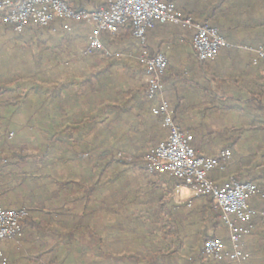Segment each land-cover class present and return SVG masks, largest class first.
Segmentation results:
<instances>
[{
    "label": "trees",
    "instance_id": "obj_1",
    "mask_svg": "<svg viewBox=\"0 0 264 264\" xmlns=\"http://www.w3.org/2000/svg\"><path fill=\"white\" fill-rule=\"evenodd\" d=\"M62 1L74 10L88 12L108 5V0ZM162 1L174 4L183 18L202 22L199 24L216 29L219 36L226 39L230 28L226 23L219 24L218 18L227 16V11L219 12L212 6L206 16L200 17L195 14L209 4H196L192 0ZM75 28L73 24L72 32L58 35L69 37ZM80 28L85 30L84 26ZM154 32L166 37L155 47L150 45V36ZM124 33L132 37L129 29L122 30L116 37H122ZM51 34L50 29L32 27L18 35L0 22V147L10 141V134L18 135L17 124L22 120L34 122L37 127L42 125L45 138L40 147L32 145L22 151L17 148V143H13V147L6 148L9 154L6 162H0V195L10 190L16 198L15 201L1 200L0 207L26 208L25 232L20 240L25 242L28 236L32 237L29 248L10 242L14 243V252L9 257L5 255L7 264L16 261L20 264H235L203 254L204 244L218 238L215 232L222 224L213 209L212 198H196L199 199L198 206L195 202L189 206L187 202L175 204L171 196L176 187H183L184 183L167 174L147 173L144 158L166 138V131H158L150 138L133 132L135 134L126 138L107 136L101 139L99 111L68 115V101H76L77 97L67 83L52 89V79L48 80L51 87L46 85L47 81L44 84H35L33 80L19 82V79L26 80L27 74L37 76L50 69V49L43 46L34 52L32 48L50 41ZM193 35V30L168 23H156L147 31L145 48L150 55L162 53L167 57L164 92L170 83L171 72L176 78L180 77V72L168 58L171 59V54L178 48L191 50ZM116 37L109 36V43L106 36L101 35L100 39L109 49L119 48ZM11 38H16L17 42ZM79 38L86 39L85 36ZM178 39L182 40L181 45H178ZM133 45L140 54L142 48L138 41L135 40ZM17 47H24L25 60L21 65L13 58ZM100 55L95 53L86 58ZM91 75L95 79L100 77ZM121 81L125 85L121 83L120 86ZM105 83L102 90L109 88L108 95L112 99H142L154 125H161L160 119L151 113L145 86H140L128 74L120 80L109 74ZM95 87L100 89L97 84ZM117 89L119 91L115 93ZM89 94L86 93L87 99H90ZM165 100L170 104L169 99ZM139 144L146 147V151L140 150ZM126 147L128 150L124 149ZM70 164L74 167L66 168ZM254 200L264 204V199L256 197ZM256 218L264 224L263 217H255L253 228L257 224Z\"/></svg>",
    "mask_w": 264,
    "mask_h": 264
},
{
    "label": "crops",
    "instance_id": "obj_2",
    "mask_svg": "<svg viewBox=\"0 0 264 264\" xmlns=\"http://www.w3.org/2000/svg\"><path fill=\"white\" fill-rule=\"evenodd\" d=\"M110 1L113 0H108V3ZM192 1L196 4H209L207 8H200L196 16H206L212 6L219 12H228L227 16L218 18V23H226L230 28L225 39L230 46L221 49L215 60L202 64L196 63L191 50L176 49L171 54V59H168L174 69L180 72V77L176 78L173 72L170 73L171 80L167 84L166 92L163 91L164 98L171 101L169 108L182 130L192 136L191 146L197 154L213 157L222 150L230 151V160L220 164L219 168L209 174L216 185L222 186L234 177L246 181L245 183L257 184L264 190V61L258 59L254 51L264 48V0ZM75 25L76 31L67 37L69 43L79 42L81 36L86 39L80 40L82 44L75 53L69 50L67 54L62 55V58L71 57L70 59L59 61V55L56 56L59 54L57 48L65 38L52 31L50 41L41 47L39 44L37 50L43 46L50 49L51 58L48 65L52 72V89L67 83L70 90H75L77 100L68 101V115L80 112L95 114L99 111L101 139L107 136L126 138L135 134L133 132L150 138L158 131L167 132L161 125H154V119L142 99H112L108 95L109 88L102 90L109 74H114L119 80L124 74H128V77L137 80L140 86L146 87L143 68L136 59L139 52L134 48V38L126 36V33L122 37H116L119 48L109 49L106 43L109 56L102 54L103 56L93 59L80 58V51L87 44L91 29L83 23ZM81 26H84L85 30H82ZM102 35L106 36L108 43L111 41L107 34ZM164 38V34L154 32L150 36V45L155 47ZM11 39L16 41V38ZM181 44L182 40L178 39V45ZM102 73L104 75H101ZM91 74L100 77L95 79ZM121 83L122 81L119 85ZM96 84L99 90L96 89ZM122 84L125 85V82ZM118 91L117 89L115 93ZM86 93H90L91 100L87 99ZM108 122H112L109 127L106 126ZM139 145L140 150L146 151V147ZM180 188L176 187L171 196L175 204H200L199 199L190 197L188 188ZM178 189L180 192L176 194ZM3 196L0 195V201L4 200ZM249 203L255 210L264 208L263 203L254 199ZM256 219L257 224L250 235L243 238L244 249L250 258L242 264H264V224L259 222L260 219ZM215 234L228 244V234L223 224ZM13 244H2L3 253L7 257L14 252ZM15 264L20 262L16 261Z\"/></svg>",
    "mask_w": 264,
    "mask_h": 264
},
{
    "label": "built area",
    "instance_id": "obj_3",
    "mask_svg": "<svg viewBox=\"0 0 264 264\" xmlns=\"http://www.w3.org/2000/svg\"><path fill=\"white\" fill-rule=\"evenodd\" d=\"M0 22L17 34L32 27L50 29L55 33H70L73 24H86L91 32L87 44L80 51V58L95 53L109 56L100 39L101 35L116 37L122 30L129 29L142 48L136 59L146 77L145 96L151 103V113L160 119L161 127L167 130L166 138L144 158L147 173L158 176L167 174L181 180L183 187L189 189L191 198H212L213 209L227 230L228 244L220 238L207 240L203 247V254L207 258L235 264H242L250 258L244 249L243 238L250 235L253 218H264V209L255 210L249 206V202L256 197L264 199V190L257 184L240 183L233 179L218 186L210 179V172L228 162L231 153L222 150L216 156L207 157L194 151L192 136L184 132L174 120L163 95L167 58L162 53L150 55L145 48L147 31L156 23L179 25L194 31L190 47L194 58L202 64L215 60L221 49L230 46L216 29L183 18L173 4L162 0H115L93 12L74 10L62 0H0ZM254 51L258 59L264 61V49ZM1 161L6 162L5 159ZM180 189L176 194H179ZM187 203L189 206L190 202ZM26 216V208L0 207L1 264H7L2 244L16 242L24 236Z\"/></svg>",
    "mask_w": 264,
    "mask_h": 264
},
{
    "label": "rangeland",
    "instance_id": "obj_4",
    "mask_svg": "<svg viewBox=\"0 0 264 264\" xmlns=\"http://www.w3.org/2000/svg\"><path fill=\"white\" fill-rule=\"evenodd\" d=\"M68 38L66 37L65 40H63L62 43L60 44V46L57 48V51H59V54H56V56L59 55V61H61V62L63 60L64 61L68 60V58H69V57H66L67 59L62 58L63 54L64 55L67 54L69 50L72 53H75L80 48V46L82 44V42L80 40H79V42H76L74 44H70L69 41L67 40ZM22 49H24V47L23 48L17 47V49H15L14 57H13L14 61H19V65L23 64L22 62H23V60H25V58H24L25 56L22 55V51H24V50H22ZM32 49L34 52H37L38 47L34 46ZM49 68L51 69V67H49ZM49 70L46 72V74L45 73L44 74L38 73L37 76L32 75V74H27V76L25 78L26 80L23 81L22 79H19V82L20 83L25 82V81L29 82V80H33V82L35 84H41V83L44 84L46 81L48 83L49 82L48 80H51V78H52V74H51L52 72H51V70L50 71ZM17 74H20V73H17ZM13 77L17 79L16 75H13ZM35 77H36V79H35ZM46 85L51 87L50 82ZM17 126L20 128V130H19L20 132L18 133V135L15 134V135H12V137H10V135H11L10 134L8 137V140H10V141H7L3 147H0V162H2L1 160L7 159L6 157H8L9 154L6 151V148H9V146H11L13 143H17V145H16L17 148L20 151H22V150L32 148V145H33V147H40L45 141V138L43 136L44 134H43V126L42 125H40L42 127L41 128L40 126L37 127V124L35 125L34 122L32 124L30 122H25V120H22V122H19L17 124ZM12 147H13V145H12ZM74 164H70L69 166H66V168H70V167L73 168ZM2 195H4L3 197H4L5 201H6V199H8V201H15L16 200L15 195L13 193H11L10 190H9V192L3 193ZM31 241H32V237L30 235V236H28V238L25 242H23L22 240H20V241L18 240V241H16V243H17V245L21 244L25 248H29V246H30L29 242H31ZM91 256L92 255H89V257H91Z\"/></svg>",
    "mask_w": 264,
    "mask_h": 264
}]
</instances>
